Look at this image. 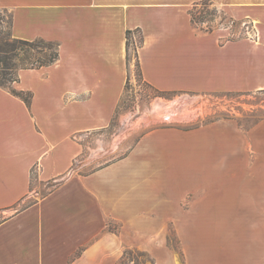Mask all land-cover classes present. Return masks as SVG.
Listing matches in <instances>:
<instances>
[{
    "label": "crops",
    "instance_id": "obj_1",
    "mask_svg": "<svg viewBox=\"0 0 264 264\" xmlns=\"http://www.w3.org/2000/svg\"><path fill=\"white\" fill-rule=\"evenodd\" d=\"M201 1L0 0L13 37L56 43L59 53L49 66L18 72L12 88L31 93L29 106L0 87V214L7 215L0 264H120L131 248L157 255L158 226L145 232L140 222L168 214L191 152L206 159L209 129L155 128L90 173H74V164L84 152L80 138L108 129L116 116L129 75L128 30L141 32V76L157 91H264V0H208L232 23L252 24L253 36L241 38L229 25L196 30L190 10ZM226 133L239 139L232 125ZM34 180L59 185L30 201ZM111 221L120 223L117 232L107 229Z\"/></svg>",
    "mask_w": 264,
    "mask_h": 264
},
{
    "label": "rangeland",
    "instance_id": "obj_2",
    "mask_svg": "<svg viewBox=\"0 0 264 264\" xmlns=\"http://www.w3.org/2000/svg\"><path fill=\"white\" fill-rule=\"evenodd\" d=\"M197 9L205 17L204 23L196 25L198 31L229 25L235 38L253 36L247 21L232 23L216 8L215 15H207L201 6ZM157 106L160 109L154 112ZM262 124L264 91L159 97L136 72L131 53L128 89L116 116L108 129L80 138L84 152L74 164V173L87 174L122 158L142 135L155 128L167 126L189 133L209 130L205 133L206 159L200 152H191L188 173L181 168L176 175L181 177L173 185V207L163 209L168 214L143 217L140 222L145 232L147 227L158 226L152 242L157 255L131 248L124 252L122 264H264V130L256 138L250 136ZM231 125L238 140L226 133ZM220 134L221 156L217 147ZM52 185L34 180L32 189L38 195L30 201ZM3 216L6 213L0 214V220ZM120 226L119 222L109 223L113 232Z\"/></svg>",
    "mask_w": 264,
    "mask_h": 264
},
{
    "label": "trees",
    "instance_id": "obj_3",
    "mask_svg": "<svg viewBox=\"0 0 264 264\" xmlns=\"http://www.w3.org/2000/svg\"><path fill=\"white\" fill-rule=\"evenodd\" d=\"M200 6L206 10L207 15L216 14V9L212 7L211 3L208 0L197 3L190 10L191 21L194 27H196L198 23H204L205 17L202 15V11L196 12L198 10L197 8ZM1 14L5 15L1 16ZM11 25V14H9L5 10H0V87L7 89L12 95L20 98L27 106H29L32 98L31 93L17 91L12 88V84L18 80V72L20 70L39 69L56 62L59 57L58 45L44 39H36L34 41L17 39L13 37L11 33ZM202 30L203 29H201L200 31ZM205 31H212V29L209 28ZM142 42L143 38L140 30H128L126 32V62L128 71L132 53L135 60L136 72L141 78V69L138 61V48H140ZM127 89L128 80L126 83L125 91ZM153 90L159 95V97H163L164 95H173L160 92L155 89ZM51 184H53L51 190L59 185V183ZM109 223L107 225L108 230H110ZM120 264H122V262Z\"/></svg>",
    "mask_w": 264,
    "mask_h": 264
},
{
    "label": "built area",
    "instance_id": "obj_4",
    "mask_svg": "<svg viewBox=\"0 0 264 264\" xmlns=\"http://www.w3.org/2000/svg\"><path fill=\"white\" fill-rule=\"evenodd\" d=\"M248 37H251L250 33L247 34Z\"/></svg>",
    "mask_w": 264,
    "mask_h": 264
}]
</instances>
